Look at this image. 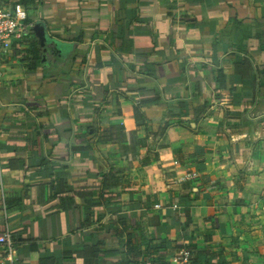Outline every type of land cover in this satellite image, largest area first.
<instances>
[{"label":"crops","instance_id":"crops-1","mask_svg":"<svg viewBox=\"0 0 264 264\" xmlns=\"http://www.w3.org/2000/svg\"><path fill=\"white\" fill-rule=\"evenodd\" d=\"M3 1L49 32L1 61L18 264H264V0Z\"/></svg>","mask_w":264,"mask_h":264},{"label":"built area","instance_id":"built-area-1","mask_svg":"<svg viewBox=\"0 0 264 264\" xmlns=\"http://www.w3.org/2000/svg\"><path fill=\"white\" fill-rule=\"evenodd\" d=\"M33 27L34 25L28 21L23 6L7 7L4 1L0 0V82L4 77L2 59L11 54L15 43L27 40L31 36ZM0 246L2 247L1 262L18 264L15 236L10 226H7L4 234L0 236ZM194 261V250L186 248L179 252L174 264H195Z\"/></svg>","mask_w":264,"mask_h":264},{"label":"water","instance_id":"water-1","mask_svg":"<svg viewBox=\"0 0 264 264\" xmlns=\"http://www.w3.org/2000/svg\"><path fill=\"white\" fill-rule=\"evenodd\" d=\"M33 32L38 38L42 46H45L47 39L49 38L48 28L44 23L38 22L33 27Z\"/></svg>","mask_w":264,"mask_h":264},{"label":"trees","instance_id":"trees-1","mask_svg":"<svg viewBox=\"0 0 264 264\" xmlns=\"http://www.w3.org/2000/svg\"><path fill=\"white\" fill-rule=\"evenodd\" d=\"M155 100H158V98H156ZM15 242H16V239H15ZM17 244V243H16Z\"/></svg>","mask_w":264,"mask_h":264}]
</instances>
